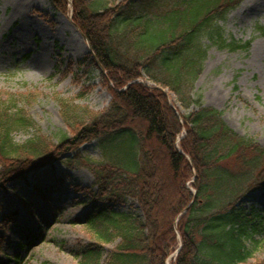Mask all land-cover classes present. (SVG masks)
Returning a JSON list of instances; mask_svg holds the SVG:
<instances>
[{"label":"trees","instance_id":"16d2710c","mask_svg":"<svg viewBox=\"0 0 264 264\" xmlns=\"http://www.w3.org/2000/svg\"><path fill=\"white\" fill-rule=\"evenodd\" d=\"M241 1L69 0L110 103L90 111L59 99L71 134L59 133L55 142L37 133L14 142L13 131L32 122L14 103L0 109V192L62 155L93 173L95 191L77 187L92 199L84 220L92 241L80 246L79 264H248L245 240L262 225L241 200L264 187V147L230 128L194 86L204 40L218 49H249L250 41L227 40L218 24ZM51 2L66 12L68 0ZM165 88L188 113L168 102ZM125 137L134 141L129 164L105 148ZM93 140L106 160L80 154ZM128 199L141 216L114 210ZM6 218L5 224L13 220ZM116 239L103 256V244Z\"/></svg>","mask_w":264,"mask_h":264},{"label":"rangeland","instance_id":"374dc122","mask_svg":"<svg viewBox=\"0 0 264 264\" xmlns=\"http://www.w3.org/2000/svg\"><path fill=\"white\" fill-rule=\"evenodd\" d=\"M70 10L69 0L64 13L51 0H0V109L14 103L32 122L30 128L13 131L16 143L35 133L54 142L59 133L71 134L59 99L90 111H102L110 103L103 70L93 62ZM218 24L227 40L250 41V47L229 51L204 40L206 58L195 91L205 105L222 111L236 133L264 147V0H242ZM163 92L180 114L189 112L172 92L166 88ZM105 148L129 164L134 141L125 137ZM79 152L94 162L106 160L98 140L84 143ZM66 158L62 155L0 192V264H79L80 246L92 241L84 225L92 199L77 187L97 188L88 168L70 166ZM241 202L253 222L262 225L258 233L251 229L252 238L245 240L251 254L247 263L264 264V187L250 191ZM114 210L141 216L133 199ZM7 216L13 220L5 224ZM117 242L103 244V256Z\"/></svg>","mask_w":264,"mask_h":264}]
</instances>
